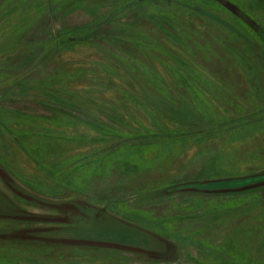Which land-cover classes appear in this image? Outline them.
<instances>
[{
  "label": "rangeland",
  "instance_id": "374dc122",
  "mask_svg": "<svg viewBox=\"0 0 264 264\" xmlns=\"http://www.w3.org/2000/svg\"><path fill=\"white\" fill-rule=\"evenodd\" d=\"M109 1L0 0V264H264V0Z\"/></svg>",
  "mask_w": 264,
  "mask_h": 264
},
{
  "label": "trees",
  "instance_id": "16d2710c",
  "mask_svg": "<svg viewBox=\"0 0 264 264\" xmlns=\"http://www.w3.org/2000/svg\"><path fill=\"white\" fill-rule=\"evenodd\" d=\"M107 4L110 8L108 10H106L109 12L105 15L104 19L101 22H99V24L97 26L92 27V29H93L92 32H90L88 34H84L86 36L85 38L88 37V38L93 40L92 43H94V41H96L98 39L103 41V42H106V41H110V42L122 41L118 37L117 34L110 33V30L114 29L113 25L116 22H121L122 20H124L125 17L129 18L128 16H131V15L135 16L134 21L130 22V26L133 25L134 29L141 27L142 23H144V24L149 23V25L151 27L158 28L159 30L165 32L166 29L163 28L164 26L171 25L172 28L175 29L177 24L180 21V19L177 17L175 18L174 16H169V17L166 16V14L164 12L165 9L163 11H160V10H158L157 7H155V12L150 13V15H149L148 14L149 8L147 6L148 0H128L125 2L121 1L120 2L121 7L119 6V4H117L116 2H112V1H109ZM139 4L141 5L140 7H138ZM108 27H110L108 29L109 31L105 30V28H108ZM100 30H102L103 33H100ZM121 33L124 34L125 36L128 35V37L133 36L131 34H128V32H126L125 29ZM174 35H177V33H174ZM139 36L142 38L146 37V39H148L147 37L149 35L146 36L142 33L136 35V37H139ZM153 36L156 37L157 41L158 40L160 41V39H162V38L157 37V34H154ZM80 37H81V39H83V36H80ZM67 40L76 42L79 40V38L71 37V38H68ZM87 41H91V40H87ZM139 44H140V42H138L136 45H139ZM234 67H235L236 72L238 71V73H239L240 70L238 69V67L236 65H234ZM237 75H238V77H241V76H239V74H237ZM243 83L245 84V82H243ZM237 181H241V185H243V186L238 185L239 187H236L235 190L247 189L250 187H254L255 185H258V184H264V172H261L259 174H254V175H246V176L240 177ZM261 198L263 199L262 204L264 206V194L263 193H262ZM80 204H83V203H80ZM102 210L105 211L106 209L104 208Z\"/></svg>",
  "mask_w": 264,
  "mask_h": 264
}]
</instances>
